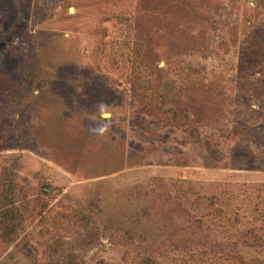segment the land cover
Listing matches in <instances>:
<instances>
[{"label": "rangeland", "instance_id": "obj_1", "mask_svg": "<svg viewBox=\"0 0 264 264\" xmlns=\"http://www.w3.org/2000/svg\"><path fill=\"white\" fill-rule=\"evenodd\" d=\"M254 237L264 0H0V264H264Z\"/></svg>", "mask_w": 264, "mask_h": 264}, {"label": "trees", "instance_id": "obj_2", "mask_svg": "<svg viewBox=\"0 0 264 264\" xmlns=\"http://www.w3.org/2000/svg\"><path fill=\"white\" fill-rule=\"evenodd\" d=\"M187 184V183H186ZM189 185V184H188ZM204 200V199H203ZM202 198L200 199H198L197 200V202H199L198 203V206L199 207H203L204 205H203V203H201L202 201ZM255 239H256V243H255V245L256 246H260V247H262V245L264 244V242H262L261 241V239H257V237H254ZM249 245H250V243H248ZM251 244H254V243H251ZM257 244H259V245H257ZM223 253V251H222V249L220 248V249H218V252H216V253ZM144 264H155V262L154 261H152V260H150V259H146V261L144 262Z\"/></svg>", "mask_w": 264, "mask_h": 264}, {"label": "clouds", "instance_id": "obj_3", "mask_svg": "<svg viewBox=\"0 0 264 264\" xmlns=\"http://www.w3.org/2000/svg\"><path fill=\"white\" fill-rule=\"evenodd\" d=\"M101 110H103V106H101ZM106 130H107V126L106 125H100V126L94 128V129H90L89 131L96 132L98 134H103Z\"/></svg>", "mask_w": 264, "mask_h": 264}]
</instances>
